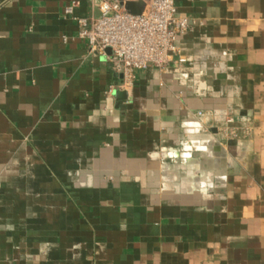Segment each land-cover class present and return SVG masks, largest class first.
Segmentation results:
<instances>
[{
	"label": "crops",
	"instance_id": "0c3cea01",
	"mask_svg": "<svg viewBox=\"0 0 264 264\" xmlns=\"http://www.w3.org/2000/svg\"><path fill=\"white\" fill-rule=\"evenodd\" d=\"M99 2L0 0V264H264V0H175L128 88Z\"/></svg>",
	"mask_w": 264,
	"mask_h": 264
},
{
	"label": "built area",
	"instance_id": "2783aa9c",
	"mask_svg": "<svg viewBox=\"0 0 264 264\" xmlns=\"http://www.w3.org/2000/svg\"><path fill=\"white\" fill-rule=\"evenodd\" d=\"M75 3L64 9L72 15ZM99 15L78 18L79 37L92 52L106 55L117 74H122L121 86L133 84L138 70L151 65L164 66L178 52V38L191 22L178 16L175 0H146L141 14L129 12L118 0H100ZM108 49L111 53H108ZM180 57V61H185ZM222 129L226 138H237L242 128L234 118Z\"/></svg>",
	"mask_w": 264,
	"mask_h": 264
},
{
	"label": "water",
	"instance_id": "95a60500",
	"mask_svg": "<svg viewBox=\"0 0 264 264\" xmlns=\"http://www.w3.org/2000/svg\"><path fill=\"white\" fill-rule=\"evenodd\" d=\"M129 12L133 14H141L146 7V0H118ZM108 53H111V50H107ZM120 77H123L122 74H120ZM237 119L234 118V121L236 122ZM245 117L241 119V121H246ZM228 124L226 123V127ZM215 132L217 134H220V127L215 128ZM221 135V134H220ZM229 140H235L234 138H230Z\"/></svg>",
	"mask_w": 264,
	"mask_h": 264
}]
</instances>
